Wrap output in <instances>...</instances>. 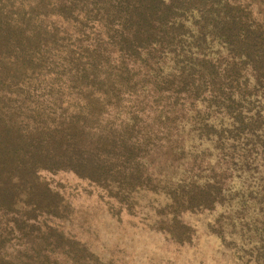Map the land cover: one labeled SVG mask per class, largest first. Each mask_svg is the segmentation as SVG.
Listing matches in <instances>:
<instances>
[{
    "label": "trees",
    "instance_id": "16d2710c",
    "mask_svg": "<svg viewBox=\"0 0 264 264\" xmlns=\"http://www.w3.org/2000/svg\"><path fill=\"white\" fill-rule=\"evenodd\" d=\"M240 10L234 0H0V264L22 251L3 235L60 216L39 177L56 170L88 178L126 209L140 192L162 196L173 225L180 207L226 205L225 237L264 264V115L254 95H264V29ZM218 48L228 59L214 58ZM137 62L152 80L151 99L172 90L199 103L188 122L196 139L239 149L231 161H241L240 173L226 189L170 180L151 165L155 144L176 150L186 125L167 126L162 106L153 130L143 109L123 105ZM210 108L226 118L209 121Z\"/></svg>",
    "mask_w": 264,
    "mask_h": 264
},
{
    "label": "rangeland",
    "instance_id": "374dc122",
    "mask_svg": "<svg viewBox=\"0 0 264 264\" xmlns=\"http://www.w3.org/2000/svg\"><path fill=\"white\" fill-rule=\"evenodd\" d=\"M234 1L241 3L242 10L239 12L242 16L264 29V1ZM212 52L214 58L228 59L223 48ZM146 70L147 67L139 62L134 65L130 76L137 83L122 95L123 105H133L134 111L143 109L141 116L153 130L160 127L155 116L162 106L171 114L169 120L161 119L168 122L167 126H176V123L186 125L176 150L163 142L155 144L156 152L149 156L151 165L157 170L162 166L169 171L170 180L187 177L198 184L217 180L226 189L227 184L234 182L240 173L241 161H231V158L241 159V155L238 158L239 149L230 146L222 149L206 138L196 139L188 126L191 127L190 113L199 103L187 99L181 91L172 90L155 94L151 99L148 94L153 92L152 80L145 78ZM254 95L259 98L256 104L261 110L259 114L264 115L262 89L254 91ZM109 102H115V99L111 97ZM111 105L114 104H108ZM202 106H208L207 102H203ZM206 110L209 121L226 118L222 111L214 108ZM175 118L178 121H170ZM171 136L164 138L160 134L159 139L170 141L177 135ZM39 177L54 193V201L60 206V216L42 218L34 226L25 224L23 231L14 234L4 233V244H11L14 250L19 245L22 248L20 255L16 253L13 256L15 259L11 258L12 262L5 264H24L28 261L35 264H255L249 257L236 253L239 243L225 237L222 226L226 227V205L180 207L177 212L180 225H173L171 210L164 202L167 199L162 196L159 198L156 197L158 195L140 192L130 199L131 205L126 209L98 184L73 171H42ZM52 208L50 205L46 210ZM167 230L182 237V240L172 237ZM72 243L73 247H69ZM25 247L28 252L24 251ZM45 248L44 251L49 252L48 257H43ZM30 254L35 258H31Z\"/></svg>",
    "mask_w": 264,
    "mask_h": 264
}]
</instances>
